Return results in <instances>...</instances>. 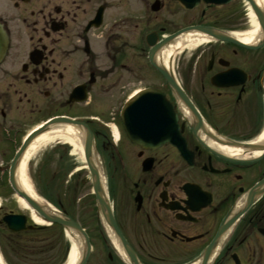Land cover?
Here are the masks:
<instances>
[{"label":"flooded vegetation","instance_id":"obj_1","mask_svg":"<svg viewBox=\"0 0 264 264\" xmlns=\"http://www.w3.org/2000/svg\"><path fill=\"white\" fill-rule=\"evenodd\" d=\"M6 1L1 239L4 218L18 214L6 209L16 154L36 129L64 118L84 142L92 135L116 227L94 196L87 228L71 195L58 199L88 238L89 248L78 243L85 264H264V142L247 144L264 129V29L251 45L236 38L251 12L259 22L264 0H200L193 10L178 0ZM194 27L235 42L200 34L192 54L177 47L165 65L162 43L175 37L174 46ZM211 140L258 155L227 156Z\"/></svg>","mask_w":264,"mask_h":264},{"label":"bare ground","instance_id":"obj_2","mask_svg":"<svg viewBox=\"0 0 264 264\" xmlns=\"http://www.w3.org/2000/svg\"><path fill=\"white\" fill-rule=\"evenodd\" d=\"M251 25L253 26V31H249L248 33L244 35H236V38L239 39L241 42H243L245 45H251L253 44L259 37L260 34V28L259 24L256 20L255 15L251 12ZM198 33H189L182 36L177 44L172 45L169 47V45L163 48L162 50V60L165 62V65L169 58L172 56V53L174 50L178 48H195L197 47L201 42L205 41L206 39L201 38ZM176 47V48H175ZM81 132L77 128H74L71 125H63L59 127H52V129L46 131V133L38 136L29 146L28 150L26 151L25 155L23 156V159L19 165V169L17 171V184L18 187L24 191L30 198H32L35 202L40 204L42 207H44L45 211L50 213H56L57 211L55 208L45 199H43L41 196L38 195V193L35 191L31 179L28 176V165L30 161L35 158L38 154H40L46 147L51 146L53 144H57L58 142H61L62 144H66L71 146L75 151L79 152V155L84 159L83 157V137L81 136ZM264 142V129L257 138V141L254 143H247L250 146L256 147L258 143ZM210 145L219 150L220 152L224 153L227 156H234V157H241L244 156L247 152V154L252 155H258L257 151L249 152L247 151L244 146L246 144H222L217 141L211 140L209 141ZM16 203L18 207L25 213L31 214V209L27 205V203L24 201V199L20 197H16ZM0 208H1V202H0ZM32 221L39 226H46L47 224L38 218L35 214H31ZM72 240V239H70ZM78 243L81 244L82 240L79 238L77 240ZM75 242V240L71 241V249L69 252V257L66 263L64 264H77L80 257H81V249L79 247V244ZM0 264H4L1 255H0Z\"/></svg>","mask_w":264,"mask_h":264},{"label":"water","instance_id":"obj_3","mask_svg":"<svg viewBox=\"0 0 264 264\" xmlns=\"http://www.w3.org/2000/svg\"><path fill=\"white\" fill-rule=\"evenodd\" d=\"M178 1L187 10H192L200 2V0H178ZM204 1L206 3H221V1H217V0H204ZM256 14L259 18L261 28L264 29V13H262L260 10H256ZM191 30L203 32V33L208 34L209 36L214 37V38L219 39V40H226V41L235 42L234 40L226 39L223 36H219V35L215 34L211 29L194 28V29H188L187 31H191ZM171 39L172 38H170L169 41ZM169 41L164 42L163 45L168 43ZM8 43L9 42H8L7 33L5 32L3 26L0 24V62L5 57V54H6L7 49H8ZM244 47H247L249 49H253V48L248 47V46H244ZM53 122L54 123L64 122L67 124H72V122L70 120H55ZM53 122H51L50 124H53ZM172 122L175 124L176 120L174 119ZM124 123H125V127H126V130L128 132L129 137L133 141L136 140L133 136L134 135L133 133L136 132L134 123L131 120H127V119H125ZM50 124L46 125V127L49 126ZM46 127L39 130L38 132L34 133L28 139V141L24 145L23 149L15 157L14 162H13L12 167H11V174H10L12 188L18 197L24 199V201L31 208V210L35 213V215L41 217L47 223L57 224V225L64 227L67 231H69L70 233H73V235L75 237L78 236L77 237L78 239L80 238L82 241L85 240V242L88 245V238H87L86 234L72 219L67 217L65 214H62L59 212L50 213V212L45 211L44 207H42L40 204L35 202L32 198H30L24 191H22L18 187L17 180H16L15 176H16L18 164L21 161V157H22L25 149L27 148V146L31 143V141L35 137H37L39 134H41ZM164 130H165V127H164ZM145 139L147 140V138H145ZM84 156H85L89 171H90L91 176H92L93 189H94V193H95L101 214L104 217V219L107 221V223L116 230V227L114 225L113 216H112L111 207L109 205L105 191H104L102 183H101L100 171L98 170L96 163H95V160H94L95 155L93 153V140H92V135L90 134V132L88 133L87 139L84 143ZM4 222L7 224L9 230L11 232H14V233L34 230V227H32V226L26 227L27 217L24 215L6 216L4 218ZM88 248H89V245H88ZM87 258H88V252L86 254V251H85L83 253V257L81 256V263L80 264H85Z\"/></svg>","mask_w":264,"mask_h":264},{"label":"trees","instance_id":"obj_4","mask_svg":"<svg viewBox=\"0 0 264 264\" xmlns=\"http://www.w3.org/2000/svg\"><path fill=\"white\" fill-rule=\"evenodd\" d=\"M65 155L61 154L58 163H64ZM46 166H41L37 173L38 191L50 202L57 204L59 200H65L68 196L76 195L84 186L81 175L74 177L71 185L65 186V180L72 167L65 172L59 169L53 172V176L46 173ZM53 177V178H52ZM80 181L81 185L78 183ZM62 183V185H61ZM58 192L55 198L51 195ZM0 244L4 256L9 264H64L68 252V243L64 237L63 229L57 225L50 228H39L33 232L21 234H7Z\"/></svg>","mask_w":264,"mask_h":264},{"label":"rangeland","instance_id":"obj_5","mask_svg":"<svg viewBox=\"0 0 264 264\" xmlns=\"http://www.w3.org/2000/svg\"><path fill=\"white\" fill-rule=\"evenodd\" d=\"M3 10H9L12 9L11 7V3H9V1L7 2L6 0H0V13ZM12 11V10H11ZM249 31H253V26H249L246 32ZM195 50H191V48H189L188 50L186 49L184 51V53H188L192 54ZM63 154L65 155L64 157V163L59 164L58 163V158L59 156ZM99 158V157H98ZM99 161V165L101 168V173L103 176V181L105 180V186H106V181H107V177L105 176V171L102 169V160L98 159ZM46 166V173L49 176H53V172H56V175L58 174L57 171L59 169H61V171L65 172L66 170H68L70 167H72V169L74 170V173L80 172L82 171L80 174L82 175L80 180L83 181H87L84 183V186L82 187L80 181H78V183L81 185V188L79 189V193L78 196L76 197V203H75V212H77V214H80L79 216V221H82L83 225L87 228L89 227V225H87L89 223V220H91V218H93V213L95 211V200L94 198H92V182L90 180V176L87 170H84V168L86 167V162L85 159H83L80 155L79 152L75 151L71 146L66 145V144H53L51 146L46 147L40 154H38L37 156H35V158H33L29 165H28V176L31 179V183L35 189V191L38 192V187H37V180L39 177V173L38 170L41 166ZM86 171V172H85ZM53 178V177H52ZM105 178V179H104ZM70 178L68 177L66 183L64 184L65 186L68 185V182L70 183ZM62 185V183H61ZM11 193V192H9ZM58 192H55L54 194H51L54 198ZM42 196V195H41ZM16 197H9V200L7 202V211H13L16 213H22V214H26L25 212H23L17 205L16 203ZM73 200V199H72ZM65 201V200H63ZM70 201V200H69ZM68 202V201H66ZM65 239L68 243V245H70L69 241L67 240V236H65ZM69 252L67 253V258H66V262L68 260L69 257Z\"/></svg>","mask_w":264,"mask_h":264}]
</instances>
